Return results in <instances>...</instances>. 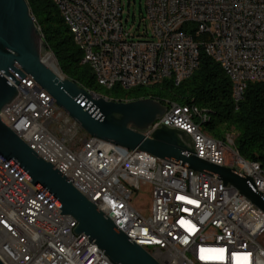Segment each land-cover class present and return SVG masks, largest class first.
<instances>
[{
    "label": "built area",
    "instance_id": "obj_1",
    "mask_svg": "<svg viewBox=\"0 0 264 264\" xmlns=\"http://www.w3.org/2000/svg\"><path fill=\"white\" fill-rule=\"evenodd\" d=\"M55 5L66 26L77 29L76 44L85 60H97L91 70L104 84L109 78H119L118 88L180 81L198 68L201 49L233 82V99L240 102L248 84H264V0H145L134 33L128 26L131 0H55ZM48 61L43 52L42 62ZM16 90L1 121L118 231L145 244L160 264H264V212L235 186L227 184L231 192H224L222 179L91 137L64 109H56L55 100L29 76ZM166 107V117L145 136L162 124L185 131L198 158L238 167L264 197V169L242 160L235 135L207 143L200 127L204 114L191 112V105ZM52 124L69 138L80 137V146L70 148ZM14 173H19L14 167L13 174L0 168L3 264H113L88 237L74 232L78 224L71 216L34 194L20 197L12 191ZM142 188H149V216L133 204Z\"/></svg>",
    "mask_w": 264,
    "mask_h": 264
},
{
    "label": "water",
    "instance_id": "obj_2",
    "mask_svg": "<svg viewBox=\"0 0 264 264\" xmlns=\"http://www.w3.org/2000/svg\"><path fill=\"white\" fill-rule=\"evenodd\" d=\"M46 45L27 0H0V113L19 92L16 85L29 76L77 121L91 137L149 153L231 184L264 212V197L254 179L238 167L233 169L198 158L195 144L185 131L162 124L151 137L144 132L167 111L159 101L142 99L118 103L93 96L73 81L63 80L42 62ZM0 156L47 196L78 226L113 264H160L137 246L113 221L106 218L53 165L39 158L0 119ZM0 264H3L0 261Z\"/></svg>",
    "mask_w": 264,
    "mask_h": 264
},
{
    "label": "trees",
    "instance_id": "obj_3",
    "mask_svg": "<svg viewBox=\"0 0 264 264\" xmlns=\"http://www.w3.org/2000/svg\"><path fill=\"white\" fill-rule=\"evenodd\" d=\"M27 1L41 29L46 50L54 54L63 76L98 94L103 88L95 81L91 67L82 62L83 53L59 8L52 0ZM105 96L129 102L152 99L163 105L195 104L210 114L211 120L205 127L214 139L223 141L226 135L236 133L235 147L239 155L259 163L264 169V84H248L243 99L236 105L231 81L203 49L200 50L198 68L178 86L163 81L149 88L121 90L113 87L105 91Z\"/></svg>",
    "mask_w": 264,
    "mask_h": 264
},
{
    "label": "bare ground",
    "instance_id": "obj_4",
    "mask_svg": "<svg viewBox=\"0 0 264 264\" xmlns=\"http://www.w3.org/2000/svg\"><path fill=\"white\" fill-rule=\"evenodd\" d=\"M53 3L55 4V0H52ZM68 28L70 29L72 35L74 36V39L76 41V43H78V32L77 29H75V27H71L68 26ZM45 54H47L48 59H50V61H48L47 63H44L48 68H50L51 70H53L60 79H64V77H62V75L60 74L59 69L57 68V66L53 63V59H55L54 54L49 51L46 50ZM209 57H211L210 55H208ZM215 61V59H213ZM84 64L89 65L90 67H97V60L96 59H87L85 60V58H83L82 61ZM56 68V70L54 69V67ZM197 69V68H196ZM194 73V72H193ZM192 73V74H193ZM191 75H186L183 77V79H181L180 81H177V79H168L166 81H171L173 84H175L176 86H178L180 83H182L184 80H186L187 78H189ZM95 81L97 82L98 86L101 88H104L106 90H110L115 86H119V78H109L107 79V84H104V81L101 80V76L100 75H95ZM163 81H156V82H147L146 84L142 85V86H137L135 87V84H128V86L126 87H120L121 90H130V89H134V88H138V87H143V88H149L152 86H155L157 84L162 83ZM232 86H233V82ZM90 92V91H89ZM90 94L93 96V98H96V96L105 98L106 100L109 101H113V102H118V103H128L129 101H125V100H114V99H110L108 97H103L101 95H98L96 93L90 92ZM235 104L237 105L239 103V99H234ZM170 105H178L175 103H169ZM166 107V105H165ZM56 109H62L60 107L57 106L56 104ZM191 112H198V114H204V119H200V127H205L206 124H208L211 120V116L208 113L207 110L201 109L199 106L197 105H191ZM162 117H166V112ZM232 135L236 136V133H231L226 135L225 139H232ZM204 141L207 143H217L220 142V140L214 139L208 132L204 131ZM146 158H153V155L146 153ZM242 160H245L242 158ZM215 165H219V166H224V162H214ZM226 167V166H224ZM0 168H2V170H5V174H13V166L8 163L2 156H0ZM229 168V167H226ZM262 180H264V173H262ZM12 191L17 192L18 195H20V197H27V194H34V196H37V198H42V200H45L46 202H49V204L54 205L55 209H58L56 207V205L47 197L45 196L38 188H36L35 186H33L32 184H27L26 181H24V177L21 176L20 173H14V179H12ZM224 192H231V185H227L224 186ZM104 214V213H103ZM75 224H78L76 222V220H74ZM137 246L142 247L145 251H146V246L145 244H143L142 242H140V240H132Z\"/></svg>",
    "mask_w": 264,
    "mask_h": 264
},
{
    "label": "rangeland",
    "instance_id": "obj_5",
    "mask_svg": "<svg viewBox=\"0 0 264 264\" xmlns=\"http://www.w3.org/2000/svg\"><path fill=\"white\" fill-rule=\"evenodd\" d=\"M126 3L128 0H124ZM144 11H145V0H131V5H130V20H129V29L134 33L136 32L137 27L141 24L142 18L144 17ZM127 12V8H126ZM127 16V15H125ZM53 63L57 66V68L60 71V74L63 76L60 67L58 65V62L56 59H53ZM54 67V66H53ZM56 70V68L54 67ZM64 77V76H63ZM65 78V77H64ZM105 91L106 89H101L98 92V95H101L105 97ZM51 129L60 137H64V139L68 140L69 147L72 149H76L77 147L80 146V137L76 138H69L70 136L67 135L63 129L60 128L59 124H52ZM204 131L207 132L206 127L203 128ZM133 204L143 210V213L145 216H149L151 212V196L149 192V188H142L141 192L137 195L134 196L133 199Z\"/></svg>",
    "mask_w": 264,
    "mask_h": 264
},
{
    "label": "snow or ice",
    "instance_id": "obj_6",
    "mask_svg": "<svg viewBox=\"0 0 264 264\" xmlns=\"http://www.w3.org/2000/svg\"><path fill=\"white\" fill-rule=\"evenodd\" d=\"M181 199H182V197H181ZM219 251L221 252V258H223V253H224L225 250L221 249Z\"/></svg>",
    "mask_w": 264,
    "mask_h": 264
},
{
    "label": "flooded vegetation",
    "instance_id": "obj_7",
    "mask_svg": "<svg viewBox=\"0 0 264 264\" xmlns=\"http://www.w3.org/2000/svg\"><path fill=\"white\" fill-rule=\"evenodd\" d=\"M162 104V103H161ZM163 107H165V105L162 104Z\"/></svg>",
    "mask_w": 264,
    "mask_h": 264
}]
</instances>
